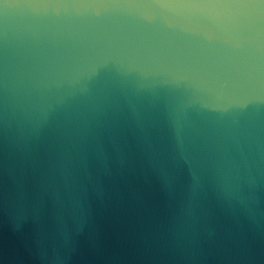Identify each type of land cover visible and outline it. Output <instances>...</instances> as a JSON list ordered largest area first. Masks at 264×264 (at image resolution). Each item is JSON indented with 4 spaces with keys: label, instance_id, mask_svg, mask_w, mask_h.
I'll use <instances>...</instances> for the list:
<instances>
[{
    "label": "clouds",
    "instance_id": "1",
    "mask_svg": "<svg viewBox=\"0 0 264 264\" xmlns=\"http://www.w3.org/2000/svg\"><path fill=\"white\" fill-rule=\"evenodd\" d=\"M0 264H264V0H0Z\"/></svg>",
    "mask_w": 264,
    "mask_h": 264
}]
</instances>
